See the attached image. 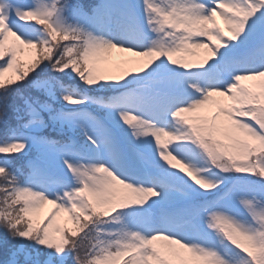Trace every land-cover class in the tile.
I'll return each instance as SVG.
<instances>
[{"label":"snow or ice","instance_id":"snow-or-ice-1","mask_svg":"<svg viewBox=\"0 0 264 264\" xmlns=\"http://www.w3.org/2000/svg\"><path fill=\"white\" fill-rule=\"evenodd\" d=\"M0 264H264V0H0Z\"/></svg>","mask_w":264,"mask_h":264}]
</instances>
